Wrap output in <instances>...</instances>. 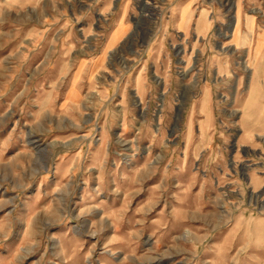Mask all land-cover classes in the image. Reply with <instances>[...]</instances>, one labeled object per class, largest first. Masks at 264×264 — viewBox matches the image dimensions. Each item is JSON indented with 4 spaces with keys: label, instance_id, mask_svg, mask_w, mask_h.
Instances as JSON below:
<instances>
[{
    "label": "rangeland",
    "instance_id": "rangeland-1",
    "mask_svg": "<svg viewBox=\"0 0 264 264\" xmlns=\"http://www.w3.org/2000/svg\"><path fill=\"white\" fill-rule=\"evenodd\" d=\"M262 28L264 0H0V264H264L234 110Z\"/></svg>",
    "mask_w": 264,
    "mask_h": 264
},
{
    "label": "crops",
    "instance_id": "crops-1",
    "mask_svg": "<svg viewBox=\"0 0 264 264\" xmlns=\"http://www.w3.org/2000/svg\"><path fill=\"white\" fill-rule=\"evenodd\" d=\"M118 28V23L110 31L107 44L110 46L119 43L122 40L123 34L121 33L116 38H113L114 32ZM252 53L254 64L251 68V75L248 88L240 94H244L243 100L236 95L235 103L240 99V102L235 107L238 113L239 134L237 138L238 146H245L251 149H260L257 143L260 141L257 138L264 136V129L262 124L264 122L256 120L252 122V117L259 115L256 104L260 99V93L264 86V28L260 29L252 42ZM208 95V93H207ZM264 119V117H263ZM262 123V124H259ZM263 150V149H262ZM264 153V150H263Z\"/></svg>",
    "mask_w": 264,
    "mask_h": 264
},
{
    "label": "water",
    "instance_id": "water-1",
    "mask_svg": "<svg viewBox=\"0 0 264 264\" xmlns=\"http://www.w3.org/2000/svg\"><path fill=\"white\" fill-rule=\"evenodd\" d=\"M233 143H235V140H233ZM234 149H235V148H234V145H233V147H232V151H234ZM242 153L245 154L243 150H242Z\"/></svg>",
    "mask_w": 264,
    "mask_h": 264
}]
</instances>
